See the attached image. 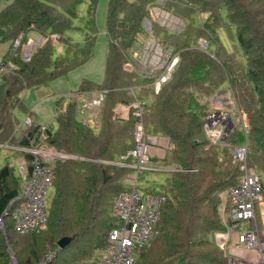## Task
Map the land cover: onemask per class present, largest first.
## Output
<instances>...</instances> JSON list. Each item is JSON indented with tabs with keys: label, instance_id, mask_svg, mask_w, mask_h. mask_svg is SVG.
Segmentation results:
<instances>
[{
	"label": "trees",
	"instance_id": "16d2710c",
	"mask_svg": "<svg viewBox=\"0 0 264 264\" xmlns=\"http://www.w3.org/2000/svg\"><path fill=\"white\" fill-rule=\"evenodd\" d=\"M97 1L6 0L0 7V43L7 42L0 59L13 65L0 72V142L24 146L37 130L39 124L32 123L21 126L18 137L14 135L12 110L21 107L25 87L47 85L92 55ZM153 3L155 0H107L102 81L85 78L67 100L65 95L56 99L57 125L48 124L45 142L56 150L85 157L54 163L46 224L57 236L43 232L44 228L23 234L14 229L11 211L16 202L10 201L19 190V176L7 164L0 167V214L4 209L8 211L4 231L0 228V264H10L7 244L18 264H35L47 249V237L54 240L49 246L55 250L49 264H78L80 259L84 260L81 264H90L100 256L106 234L116 224L111 213L114 197L124 187L123 176L132 170L118 163L129 160H123L122 155L134 145L133 110L126 118L114 116L113 110L117 103L134 99L126 86H139L136 97L149 98L142 112L145 131L169 139L171 146L162 157L153 159L166 168L177 166L166 171L163 190H149L163 192L166 200L152 230L151 247H142L135 253L136 264H214L224 260L212 234L226 228L216 214L219 193L235 185L240 173L238 163L232 160L234 145L247 142L246 164L258 170L264 199V0H165V8L183 20L184 10L189 14L204 10L209 15L196 28L185 22V29L175 33H164L153 23L157 34L162 33L163 40L173 44L180 55L171 78L155 94L151 88L142 87L143 80L136 72L122 67L130 50L141 44L138 26L147 14V6ZM80 5L85 6V13L78 25L74 20ZM179 5L184 10L178 13ZM204 20L210 29L214 24L212 33L226 28L225 39L232 43V53L218 40L217 32L208 40L202 27ZM72 30L83 31L82 39L73 40ZM31 33H38L43 42L24 60L15 52ZM51 35H56V44L51 42ZM18 36L19 44L12 48ZM200 36L218 46L211 52L190 47ZM189 38L193 43H188ZM223 84L230 88L237 108L244 112L247 130L233 122L224 143L205 147L208 139L202 122L210 113L209 97ZM98 89L104 92L94 129L80 116L77 99L84 92ZM202 95L206 97L203 103ZM62 100H66L63 111ZM15 151L16 155L24 154ZM108 184L113 187L108 188ZM209 207L213 218L207 213ZM260 222L256 213L257 226ZM62 236H70L71 240L60 248L57 240ZM76 239L84 240L77 252L59 255V248L67 251L66 247Z\"/></svg>",
	"mask_w": 264,
	"mask_h": 264
},
{
	"label": "built area",
	"instance_id": "2783aa9c",
	"mask_svg": "<svg viewBox=\"0 0 264 264\" xmlns=\"http://www.w3.org/2000/svg\"><path fill=\"white\" fill-rule=\"evenodd\" d=\"M151 9L157 17V23L163 28L175 32L183 30L185 21L182 17L158 5L149 6L147 11ZM153 25V20L148 15L142 18L140 29L143 30L145 39L134 49L131 60L124 67L128 66L127 69H133L145 80L142 87L151 88L155 94L161 85L171 78L180 55L173 46L158 41L154 35ZM51 36L56 38V35ZM41 42L43 38L40 35L30 39L28 47L21 51V57L24 60L29 59L34 50L31 51V48ZM18 44L19 36L14 40L12 48ZM197 45L198 49L206 52L207 42L204 37H198ZM18 53L19 51L15 52V55ZM10 67H13L10 62L4 63L0 59V72L8 71ZM138 87H126L134 99L129 103H117L113 107L114 116L120 118L128 117L129 110H133L134 145L122 155L123 160L129 158V161L120 163L129 166L132 171L125 175L124 187L118 192L113 203L116 224L108 230L106 243L100 256L90 264H136L135 253L142 247L150 245L154 224L166 200L163 192L140 189L137 186L141 171L154 163L153 157H162L164 153L160 154L159 150L164 152L169 144L167 137L152 135L145 131L142 123L145 101L136 97ZM103 92V89L90 91L86 105L98 109L103 100ZM70 95L71 93L67 94L65 99L67 100ZM61 109L63 111V108ZM211 118L213 120L207 123ZM32 123L31 112L26 111L22 122L15 124V129L19 130L21 126H29ZM47 127L48 124H39L36 132L29 138L28 144L24 146L0 144L2 148L24 153L16 160L20 169V187L10 201V203L16 202L11 216L13 227L19 234L39 230L46 226L48 201L54 178V163L58 157L65 155L45 142ZM242 128L244 131L247 130L246 118L242 122ZM203 129L208 139L205 147L216 142L224 143L223 139L230 130L228 114L224 116L223 122L216 119L215 115L206 117ZM247 150L246 141L231 148L232 158L238 163L240 173L236 184L224 190L227 206L224 223L227 225L224 231L213 233L215 244L223 250L224 260L214 264H264V224L263 227H258L256 224L257 203L261 198L262 180L257 170L246 164ZM7 213V209H4L0 214V228L3 231L4 215ZM6 252L9 263L18 264L9 244H7ZM54 256L55 250L47 246L46 251L35 264H49Z\"/></svg>",
	"mask_w": 264,
	"mask_h": 264
},
{
	"label": "rangeland",
	"instance_id": "374dc122",
	"mask_svg": "<svg viewBox=\"0 0 264 264\" xmlns=\"http://www.w3.org/2000/svg\"><path fill=\"white\" fill-rule=\"evenodd\" d=\"M164 1L165 0H159V1L155 0V3L148 5V7L153 6V5H158L159 7H162L163 9L174 13V11H172L171 9L165 8V6L163 5ZM5 3H6V0H0V7L3 6ZM106 5H107V0H98L97 4H96V9H95V13H94L95 43H94L92 55L86 61L77 65L74 69L68 71L66 74L60 75V76L50 80L47 85H43V86H39V87H32V86L25 87L22 91V94H21V97H22L21 107H18L15 110H12V114H13V119H12L13 122L12 123H13L14 129H15V124H17V123L20 124V122H22L26 111L31 112L32 121L34 124H40V125L51 124L53 127H55L57 125L56 119H55V115L57 113L56 99L60 95L66 96L68 93L75 90V88L78 87L79 82L85 78L94 80L95 82H101L102 81L104 61H105V55H106V47H107V39H106L107 37L105 34ZM178 7H181V8H178ZM178 7L176 9H177V12L179 13V11H180L179 9H183V6L179 5ZM84 13H85V6L80 5L78 8V17H76V19L74 20L75 24H78V25L82 24L81 21H83ZM174 14L176 15V13H174ZM146 15H148L150 17V19L153 20L154 24L159 25L157 23L158 22L157 17L153 14L152 9L150 11H147ZM182 15L185 16L184 20H185V22L188 23L189 26H193L196 28V26L200 25L201 20L208 19L209 12L204 11V10H198L197 12L191 11L189 14L184 10L182 12ZM176 16H178V15H176ZM205 22H206V20L203 21L202 27L205 26L206 34L209 37L208 40L210 38H214L215 34L217 32L218 40L224 46L227 47V49L230 51V53H232L231 52L232 51V43L227 41L228 39L227 40L225 39V38H227L226 28L225 27L224 28H221V27L217 28L215 33L214 32L212 33L211 29H212L214 24H211L212 27L210 29L205 25ZM184 24H185V26H184L183 30L186 27V23H184ZM208 24H210V23H208ZM160 27L163 28L162 26H160ZM138 28H139V36L141 38V41H143L145 39V35H144L143 30L140 29V23H139ZM153 28H154V32H155L154 35L158 39V41H160L161 43L163 42L166 45H171L174 47L173 44L163 40L162 33L159 35L157 34V29H155L154 25H153ZM163 30H164V33H168V32L175 33V31H171L167 28H163ZM70 35H71L73 40H80L83 37V31L72 30V31H70ZM35 36H38V33H31L28 36V39L25 40L24 43H22L21 49L19 50V53L17 56L21 57V55H20L21 51L25 50L28 47V45H29L28 42L30 41V39H32ZM197 39H198V37L196 38L195 43L190 45V47H195L198 49ZM208 40H206V42H207L206 52H211L215 49V46L216 47L218 46V43L217 42L210 43ZM57 41L58 40H56V38L52 37L51 42H54V44H56ZM191 41H192V38H189L188 43H193ZM40 44H36L34 47H32L31 51L33 49H34L33 51H35L37 46H39ZM59 45L60 44L56 45V46H58L57 50L61 51L62 49ZM6 48H7V42H1L0 43V56L2 53H4L6 51ZM174 49L176 50L175 47H174ZM33 51H32V53H33ZM133 52H134V49L130 50L128 59L122 63V67L125 70H130V69H127L128 66H126V68L124 66L128 61L131 60ZM131 71H134V70L131 69ZM142 80H143V82L145 81L144 79H142ZM126 87H128V86H126ZM136 91H138V90L136 89ZM85 98L89 99V95H85L82 93L80 95V97H78V99H77L78 100V103H77L78 108L80 107V105H81L80 103L83 100L84 101L87 100ZM205 99H206V97H203V95H202V97L200 98V102L203 103V101ZM144 101L148 103L149 98L147 96H144ZM65 103L66 102H64V104L62 105V102H61V108H63V110H65ZM207 107H208V110H210V113H208L205 116V118L208 116H211V115H215L216 119H219L220 122H223L224 116L228 114V120H229V116H231V119H232V124L229 123V127L233 125V122H234V124L238 125L239 127L240 126L242 127V122H243V120H245V114L242 111V109L237 108V104H235V100L232 97L231 90L228 86H226V84H223L217 92H215L212 96L209 97V102H208ZM90 110H93V109L91 108ZM211 120H213V119L211 118L210 120H208L207 123H210ZM203 123H204V120L202 122V126H203ZM91 126L94 129H97V122H93L91 124ZM21 128H23V126ZM14 135H15V137L19 136V132L16 129H15ZM0 144L4 145V144H11V143H9L8 141H4V142H0ZM170 146L171 145L168 144L167 148H169ZM53 149H55V148H53ZM62 152L65 155L58 157L57 160H59V161L66 160L69 158L70 159H72V158L73 159L85 158V157H80L77 153H66L64 151H62ZM159 152H160V154L165 153V151L163 152V150H159ZM18 157H19V155H16V151H13L12 149L0 147V167L7 164L8 166L13 168L16 176H19V174H20L19 165L16 161L18 159ZM232 160H233V158H232ZM153 161H154V163H151L149 166H147V169L142 170L138 176L137 186L140 189L158 190V191L161 190L162 189L161 186L164 183L165 178L167 176L166 171H168V170L172 171L174 168L177 167L174 165L175 167L166 168V167H163L161 164H159L155 158L153 159ZM118 164L122 165L120 163H118ZM238 168H239V166H238ZM254 169H256V168H254ZM131 171L125 173V175L130 173ZM125 175L122 178V182L124 181ZM107 187L112 188L113 185L108 184ZM52 189H53V186L51 187L50 190L52 191ZM115 198L116 197H114V200H115ZM219 199H220V201L217 205L216 214L220 218V220L222 222H224V221H226L225 211L227 209L224 190H222V192L219 193ZM111 213L113 215V205L111 208ZM207 213L209 215H211L212 218L214 217V212L212 211V209L210 207L207 208ZM256 213H257L258 222L261 221L260 224H258V226L263 227V224H264V199H263L262 194H261V198H260L259 202L257 203ZM258 213H259V217H258ZM259 218H260V221H259ZM223 225L226 226L227 224L223 223ZM48 229H49V226H48V224H46V226L43 229V232H49V234L56 235V236L58 235V233L56 231H54V230L52 231V230H48ZM45 230H48V231H45ZM216 231H219V230H216ZM216 231H214V232H216ZM48 238L49 237H47L45 240V243H44L45 247H47V246L50 247L49 245H52L51 243H54L53 242L54 240L51 242V239L47 240ZM212 239H213V242L215 243L214 234H212ZM83 241L84 240H81V239L73 240L66 247L67 251L61 250L59 248V251H58L59 255H62L65 257V256H67V254L69 252H77L79 247L83 243ZM98 251L99 250H97L96 253L93 255L94 257L97 253H99ZM158 254H160V253H158ZM220 259H221V257H220ZM83 261H84L83 259H80L78 261V264H81Z\"/></svg>",
	"mask_w": 264,
	"mask_h": 264
},
{
	"label": "crops",
	"instance_id": "0c3cea01",
	"mask_svg": "<svg viewBox=\"0 0 264 264\" xmlns=\"http://www.w3.org/2000/svg\"><path fill=\"white\" fill-rule=\"evenodd\" d=\"M3 53L1 54V56ZM74 69V68H73ZM72 70V69H71ZM72 92V91H71ZM70 92V93H71ZM222 93V92H221ZM69 94V93H68ZM83 94L89 95L90 91L84 92ZM223 94V93H222ZM80 97V96H79ZM87 99V98H85ZM64 102V101H63ZM87 100H83L80 104V107L78 108V112L80 116L85 119L90 125L93 122H97V117H98V110L96 108H92L93 110H90L91 108L86 105ZM86 108V109H85ZM95 109V110H94ZM13 145V144H11ZM14 151V150H13ZM157 161V160H156Z\"/></svg>",
	"mask_w": 264,
	"mask_h": 264
},
{
	"label": "water",
	"instance_id": "95a60500",
	"mask_svg": "<svg viewBox=\"0 0 264 264\" xmlns=\"http://www.w3.org/2000/svg\"><path fill=\"white\" fill-rule=\"evenodd\" d=\"M229 123L232 124L231 116H229ZM230 128H231V126H230ZM70 240H71L70 236H62L57 240V245H58V247L63 248L66 244L69 243Z\"/></svg>",
	"mask_w": 264,
	"mask_h": 264
}]
</instances>
